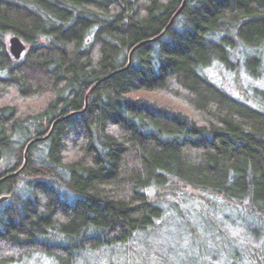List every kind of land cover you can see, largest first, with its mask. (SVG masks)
<instances>
[{
  "label": "trees",
  "instance_id": "1",
  "mask_svg": "<svg viewBox=\"0 0 264 264\" xmlns=\"http://www.w3.org/2000/svg\"><path fill=\"white\" fill-rule=\"evenodd\" d=\"M182 1L0 0V178L75 113L0 185V264H134L166 218L217 204L263 239L228 264H264V89L211 76L258 81L264 0H185L85 104Z\"/></svg>",
  "mask_w": 264,
  "mask_h": 264
},
{
  "label": "rangeland",
  "instance_id": "2",
  "mask_svg": "<svg viewBox=\"0 0 264 264\" xmlns=\"http://www.w3.org/2000/svg\"><path fill=\"white\" fill-rule=\"evenodd\" d=\"M8 46L7 42V51ZM241 73L239 71L238 81L224 73L221 78L215 71L211 76L221 87L238 98L250 97L253 87L264 89V68L258 81H247L249 85ZM196 212L192 209L186 220L166 218L159 229L148 235L146 244L134 243L133 250L139 247V256L132 257L134 264H228L230 261L227 257L230 253L242 247L239 240L258 248L263 240L262 237H251L245 227L234 219H237L236 212L220 204L208 209L209 217L204 221ZM51 260L44 255L35 254L24 264H49ZM101 263L106 264V261L102 258Z\"/></svg>",
  "mask_w": 264,
  "mask_h": 264
},
{
  "label": "water",
  "instance_id": "3",
  "mask_svg": "<svg viewBox=\"0 0 264 264\" xmlns=\"http://www.w3.org/2000/svg\"><path fill=\"white\" fill-rule=\"evenodd\" d=\"M184 4H185V0L182 1V4H181L180 8L177 10V12H176V13L174 14V16L171 18V20H170V22L168 23V25L166 26V28H165V29H164V30H163L158 36H156V37L153 38V39H150V40H146V41H144V42H141V43L135 45V46L130 50L128 65H127L124 69H122V70H120V71H118V72H115V73H113V74H110L109 76L103 78L102 80H99L98 82H96L95 84H93V85L91 86V88L88 90V92H87V94H86V96H85V104L87 103V98H88L89 94H90V93L96 88V86H97L100 82H102V81L106 80L107 78L111 77L112 75H114V74H116V73H119V72L125 70L126 68H128V66L130 65L131 55H132V53H133L135 50H137L140 46H143V45H145V44H148V43H151V42H154V41L158 40V39H159V38L165 33V31L171 26L173 20H174V19L178 16V14L180 13V11H181V9L183 8ZM8 43H9V46H8L9 54L11 55V57H12L14 60H19L20 57L22 56L23 52L25 51V46H24V44L20 41L19 38L14 37V36H13V37H10V38L8 39ZM84 109H85V108H84ZM83 111H84V110H83ZM74 114H75V113H72V114L66 116L65 118H60V119H57L56 121H54V122L52 123V126H51V129H50L49 133H48L45 137H43V138H35V139L31 140V141L26 145V147H25V149H24V152H23V162H22L21 167H20L17 171H15V172H11V173H8V174L4 175L3 177H1V178H0V185H1L2 183H4V182L10 180V179H13V178L17 177V176L22 172V170H23V169L25 168V166H26V163H27V154H28V150H29V148H30L31 145H33V144H35V143H38V142H40V141L46 140V139L49 137V135H50V133H51V131H52V128H53L58 122H60V121H62V120H64V119H66V118H68V117H70V116H72V115H74ZM7 199H8V196H6V195L0 196V205H2L4 202H6Z\"/></svg>",
  "mask_w": 264,
  "mask_h": 264
}]
</instances>
